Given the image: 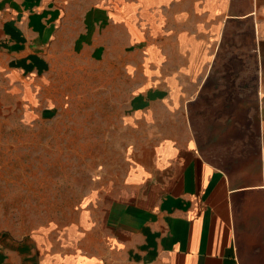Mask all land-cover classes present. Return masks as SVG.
I'll list each match as a JSON object with an SVG mask.
<instances>
[{
    "label": "crops",
    "instance_id": "0c3cea01",
    "mask_svg": "<svg viewBox=\"0 0 264 264\" xmlns=\"http://www.w3.org/2000/svg\"><path fill=\"white\" fill-rule=\"evenodd\" d=\"M64 51L128 77L125 168L62 230L6 238L0 264H264V0H0L13 93H49ZM223 55L254 67L257 128L214 156L189 111Z\"/></svg>",
    "mask_w": 264,
    "mask_h": 264
},
{
    "label": "rangeland",
    "instance_id": "374dc122",
    "mask_svg": "<svg viewBox=\"0 0 264 264\" xmlns=\"http://www.w3.org/2000/svg\"><path fill=\"white\" fill-rule=\"evenodd\" d=\"M45 71L49 93L35 89L26 97L0 74V243L62 230L87 196L94 202L98 191L114 186L130 150L129 84L119 63L64 51ZM255 82L250 60L223 55L214 64L199 95L201 110L189 111L192 133L211 155L252 140ZM197 112L201 119L194 120Z\"/></svg>",
    "mask_w": 264,
    "mask_h": 264
}]
</instances>
